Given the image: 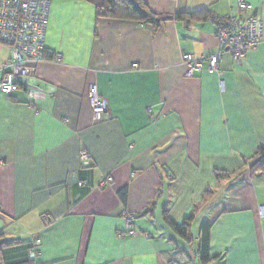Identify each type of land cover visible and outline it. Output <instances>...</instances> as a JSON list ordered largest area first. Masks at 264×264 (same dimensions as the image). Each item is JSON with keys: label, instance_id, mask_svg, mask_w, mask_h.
<instances>
[{"label": "crops", "instance_id": "0c3cea01", "mask_svg": "<svg viewBox=\"0 0 264 264\" xmlns=\"http://www.w3.org/2000/svg\"><path fill=\"white\" fill-rule=\"evenodd\" d=\"M144 1L170 17L237 10L236 0ZM248 1L263 21L259 49L186 78L183 54L224 50L211 19L154 29L97 18L83 0H51L46 50L59 61L38 65L31 80L46 98L30 107L24 91L0 92V264H187L204 221L209 264H264V171L248 172L264 149V0ZM93 83L107 106L98 123ZM216 172L240 174L217 182ZM196 207L189 246L166 216L179 224ZM126 213L136 216L134 237ZM36 240L40 258L30 252Z\"/></svg>", "mask_w": 264, "mask_h": 264}, {"label": "built area", "instance_id": "2783aa9c", "mask_svg": "<svg viewBox=\"0 0 264 264\" xmlns=\"http://www.w3.org/2000/svg\"><path fill=\"white\" fill-rule=\"evenodd\" d=\"M50 5L51 0H0V49H5L9 55L7 59L0 60V92L11 96L17 90H22L26 93L30 107H36V103L47 96V92L33 85L31 80L37 73L38 65L48 61L45 52ZM236 7V14L228 17L227 29L215 33L218 44L224 47L222 52L208 59L183 54L186 78H192L200 72L205 62L209 73H217L224 55H230L239 64L250 52L259 49L263 41V21L257 9L248 0H236ZM58 61L59 57L56 58ZM88 95L92 121L101 122L107 106L95 83L90 85ZM80 160L84 167L92 164V158L86 150L80 153ZM112 184L113 178L110 176L103 180L104 186ZM124 218L128 234L132 237L138 235L133 230L136 216L126 213ZM42 222H46L44 217ZM40 245L41 241L36 240L30 250L36 258L42 256Z\"/></svg>", "mask_w": 264, "mask_h": 264}, {"label": "trees", "instance_id": "16d2710c", "mask_svg": "<svg viewBox=\"0 0 264 264\" xmlns=\"http://www.w3.org/2000/svg\"><path fill=\"white\" fill-rule=\"evenodd\" d=\"M91 4L95 8L97 18H119L127 19L137 22L140 25H149L154 29L159 28L165 22L170 20H179L185 22H191V20L196 18H203L205 20L211 19L217 25V30L227 29L228 18L225 19L214 13L204 10L195 14H179L174 17L163 16L154 13L150 10L148 5L144 0H83ZM45 57L48 61L55 60L56 56H51L49 53L45 52ZM246 166V165H245ZM264 171V149H260L258 155L254 157L248 172L254 175L259 172ZM236 173H226V172H216L215 177L217 182L223 180H229L237 175ZM213 192L208 189L204 193L203 199L206 200L212 196ZM128 196L127 188L120 192L121 201L126 204ZM195 212L191 214L188 218L184 219L182 223H173L168 216H166V221L174 234L184 240L189 246L192 245L194 241L192 233V224L195 221L196 214L198 213V208H195ZM210 229L211 224L204 221L200 226L199 241L195 247V252L200 256L203 264H209L213 259L210 256ZM31 250V248H30Z\"/></svg>", "mask_w": 264, "mask_h": 264}, {"label": "rangeland", "instance_id": "374dc122", "mask_svg": "<svg viewBox=\"0 0 264 264\" xmlns=\"http://www.w3.org/2000/svg\"><path fill=\"white\" fill-rule=\"evenodd\" d=\"M8 57H9V55H8L7 51L5 49H0V60L7 59ZM196 232H197V229L195 226L193 233H196ZM189 256H190V258L187 260V264H203L200 256L193 254L191 252H190Z\"/></svg>", "mask_w": 264, "mask_h": 264}]
</instances>
